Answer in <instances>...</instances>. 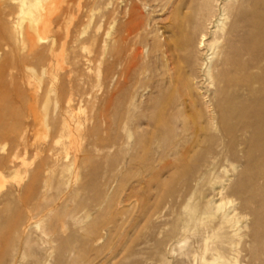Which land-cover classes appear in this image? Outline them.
I'll list each match as a JSON object with an SVG mask.
<instances>
[{"label": "rangeland", "instance_id": "1", "mask_svg": "<svg viewBox=\"0 0 264 264\" xmlns=\"http://www.w3.org/2000/svg\"><path fill=\"white\" fill-rule=\"evenodd\" d=\"M204 4L0 0V264H197L174 223L196 142L215 132L190 52L170 46ZM238 166L231 182L264 188ZM252 222L230 262L264 264Z\"/></svg>", "mask_w": 264, "mask_h": 264}, {"label": "bare ground", "instance_id": "2", "mask_svg": "<svg viewBox=\"0 0 264 264\" xmlns=\"http://www.w3.org/2000/svg\"><path fill=\"white\" fill-rule=\"evenodd\" d=\"M41 1L36 0L38 6ZM204 1L194 18L172 25L178 40L170 53L190 52L186 61L205 91L208 126L215 132L196 142V161L178 195L183 210L174 229L196 240L197 250L185 254L189 261L239 264L224 256L226 244L239 254L248 219L253 227H264V188L256 187L254 177L230 178L243 163V173L257 165L264 180V0ZM41 19L32 20L31 28L38 31ZM5 73L0 68V81ZM253 242L257 248L250 257L259 260L264 257V232Z\"/></svg>", "mask_w": 264, "mask_h": 264}]
</instances>
